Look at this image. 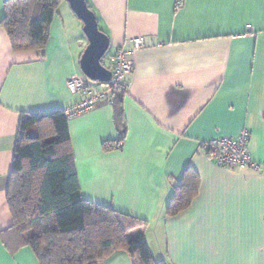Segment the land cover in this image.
Returning a JSON list of instances; mask_svg holds the SVG:
<instances>
[{"label": "crops", "instance_id": "obj_1", "mask_svg": "<svg viewBox=\"0 0 264 264\" xmlns=\"http://www.w3.org/2000/svg\"><path fill=\"white\" fill-rule=\"evenodd\" d=\"M7 2L0 0V264H39L12 228L7 200L20 120L79 101L67 80L85 76L80 59L88 39L63 0L45 48L16 50L1 24ZM89 5L110 38L108 69L116 48L131 47V39L144 37L147 46L133 55L127 92L69 120L83 197L146 221L155 259L264 264V0ZM244 129L260 170L219 166L201 148ZM117 140L119 146L106 147ZM183 194L189 203L170 214L172 198ZM95 264L135 262L119 250Z\"/></svg>", "mask_w": 264, "mask_h": 264}, {"label": "trees", "instance_id": "obj_2", "mask_svg": "<svg viewBox=\"0 0 264 264\" xmlns=\"http://www.w3.org/2000/svg\"><path fill=\"white\" fill-rule=\"evenodd\" d=\"M62 1L8 0L1 24L13 47L45 48ZM188 198L175 195L169 213L183 210ZM7 200L12 228L32 248L39 264H95L119 250L127 251L135 264H169L152 255L146 221L83 197L63 109L21 117Z\"/></svg>", "mask_w": 264, "mask_h": 264}, {"label": "built area", "instance_id": "obj_3", "mask_svg": "<svg viewBox=\"0 0 264 264\" xmlns=\"http://www.w3.org/2000/svg\"><path fill=\"white\" fill-rule=\"evenodd\" d=\"M182 1H177L176 10L182 7ZM131 47L120 46L108 59L109 69L112 73L108 83H98L85 76L72 75L67 80V88L73 95L80 96L79 101L65 109L67 118L73 119L92 109L98 102L104 101L113 104V96L117 91L127 92L130 87V76L135 69L133 55L136 51L147 46L144 37H135L130 40ZM121 141L107 143V146H119ZM208 156L212 157L219 166L227 168L253 167L260 170L250 153V133L248 129L242 130L236 136H220L200 143Z\"/></svg>", "mask_w": 264, "mask_h": 264}, {"label": "water", "instance_id": "obj_4", "mask_svg": "<svg viewBox=\"0 0 264 264\" xmlns=\"http://www.w3.org/2000/svg\"><path fill=\"white\" fill-rule=\"evenodd\" d=\"M74 14L82 21L88 45L80 59L82 73L91 81L108 83L111 71L103 64L110 48V38L100 28L95 12L89 7L88 0H65Z\"/></svg>", "mask_w": 264, "mask_h": 264}, {"label": "rangeland", "instance_id": "obj_5", "mask_svg": "<svg viewBox=\"0 0 264 264\" xmlns=\"http://www.w3.org/2000/svg\"><path fill=\"white\" fill-rule=\"evenodd\" d=\"M64 3H67V2H64ZM88 3H89V0H88ZM67 5H69V4L67 3ZM68 7H70V6H68ZM82 33H84V32H83V27H82ZM106 56H107V55H106Z\"/></svg>", "mask_w": 264, "mask_h": 264}]
</instances>
